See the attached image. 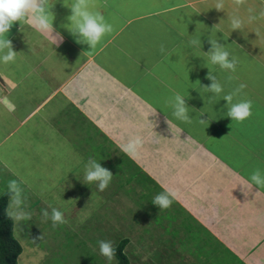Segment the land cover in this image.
Returning <instances> with one entry per match:
<instances>
[{
	"label": "crops",
	"instance_id": "obj_1",
	"mask_svg": "<svg viewBox=\"0 0 264 264\" xmlns=\"http://www.w3.org/2000/svg\"><path fill=\"white\" fill-rule=\"evenodd\" d=\"M72 3L50 0L54 29L63 37L58 44L55 32L43 35L25 22L8 34L17 56L0 63V197L9 194L6 212L14 211L11 180L18 182L28 214L30 203L32 209L46 206L44 196L58 204L60 192L84 195L72 203L73 213L90 207L87 192L96 183L77 190L74 177L94 157L83 150L94 135L103 143L98 147L116 157L113 163L133 170L130 176L119 172L126 183L110 198L117 207H133V224L122 236L129 264H264V188L248 182L254 169L264 171V0L239 7L226 0L224 11L214 9L215 0H93L92 10L114 27L93 50L69 31ZM232 15L245 18L240 31L231 32ZM249 16L255 19L247 22ZM197 38L201 47L186 48ZM209 38L238 58L234 73L209 62ZM209 69L224 94L247 85L233 102H253L249 119L227 117L223 94L208 102L211 94L202 87L211 84ZM175 93L186 98L190 124L176 120L166 103ZM134 134L144 137V145L131 157L122 148ZM164 191L175 197L160 210L152 202ZM79 210L81 220L69 216L68 225L74 223L94 261L116 264L99 253L100 240L93 238L100 233L81 230L91 215ZM12 220L21 247L17 264L27 263L38 247L48 256L33 235L23 238L29 219ZM104 222L107 227L106 216ZM99 238L108 239V232Z\"/></svg>",
	"mask_w": 264,
	"mask_h": 264
},
{
	"label": "clouds",
	"instance_id": "obj_2",
	"mask_svg": "<svg viewBox=\"0 0 264 264\" xmlns=\"http://www.w3.org/2000/svg\"><path fill=\"white\" fill-rule=\"evenodd\" d=\"M232 4L239 7L246 3V0H231ZM50 0H0V63L10 64L15 62L17 52L13 50V44L8 39V34L17 22H25L30 25L32 29L43 35H52L55 32V43L62 42V35L54 29V15L52 7H49ZM226 6V0H215L214 9L217 11H224ZM95 7L93 0H73L70 7L71 15L69 19V30L71 34L76 38V42L79 44H86L91 50L95 49L102 39L111 34L114 31V27L109 23L105 16L100 11H93ZM261 17H264V12L260 13ZM255 17L249 16L247 22H252ZM227 22L230 25L232 31H240L245 24V18L240 15H232L228 17ZM218 27L215 26L214 28ZM213 28V29H214ZM211 45L210 50L204 53L209 62L212 65H218L220 69L234 73L237 70L239 60L236 56H232L229 51L226 50V46L220 44L217 39L209 38ZM201 45V39H192L188 42L186 48H193ZM161 53L165 52L163 45L160 47ZM210 70V69H209ZM211 81L210 86H201L209 94L207 100L209 103H215L217 97L223 94V100L227 102L226 116L232 121L243 122L252 116L253 102L251 100H240L239 102H233L234 97L246 88V84L241 83L238 87L227 94H224V87L217 79V76L210 70L207 77ZM233 77L230 75L229 79ZM166 103L172 108V115L176 120L185 123H191L192 118L189 114V107L186 103V98L180 94L175 93L170 97ZM203 115V114H202ZM167 123L169 124L168 118ZM199 123L208 125V121L199 119ZM144 145V137L140 134L131 135L124 144L122 151L131 157H135L140 154ZM113 174L110 170L106 169L94 159H89L85 164L84 180L87 183L95 182L100 192H103L111 183ZM250 184L257 188H264V171L260 168H256L252 171ZM8 189L11 194V204L9 207L14 206V211L7 213L11 219L19 222L24 219H30L24 208L23 200L21 197V188L16 180L8 182ZM175 197V193L164 191L158 193L153 198V204L160 210L168 209ZM45 219H51L52 226L66 224L67 221L64 218V213L58 208H51V213L48 210H44L42 213ZM40 237L39 239H41ZM99 247V253L105 257L108 261L115 259L116 250L113 247V242L110 240L97 241Z\"/></svg>",
	"mask_w": 264,
	"mask_h": 264
},
{
	"label": "rangeland",
	"instance_id": "obj_3",
	"mask_svg": "<svg viewBox=\"0 0 264 264\" xmlns=\"http://www.w3.org/2000/svg\"><path fill=\"white\" fill-rule=\"evenodd\" d=\"M90 137L91 142L85 144L83 150H92L94 157L91 159L96 160L97 162L101 163L103 167L110 170L113 174V179L109 186L103 191L100 192L97 188V184L93 182L92 190L87 192V194H91L92 201L89 202V205L83 207H77L75 208L76 211L73 213V202L75 200H84V195L81 197L76 194H70L68 197L63 196V194L60 192L58 200L59 203L51 202L50 199H48L46 196H44L40 200L45 203L46 206H33L32 209V203L31 205H28L26 208L29 209V211H33L32 214H30V219L23 221V238L28 237V235H33V240L40 245V247L44 246L48 250L49 254L48 256H43L42 253L39 251L38 248H35L34 252L32 254H28L25 259H27V263L25 264H99L100 260L94 259L96 258L93 253H91V249L86 247L84 245V238L79 237V234L77 235L76 231L77 229H74L73 225L74 223H71L68 225L62 224L58 225L56 227L52 226L51 219H45L42 215L44 210H48L49 213H51V208L55 207L60 209L64 213V218L68 222V217L73 216L75 219L81 220L82 215H80V210L87 211L91 215V219L84 225L82 224L83 231L85 233H88L89 231H93L96 233H100L97 235V238H93V240H101L99 237L103 236L105 234V231L108 232L109 238L106 240L110 241H117V244L123 240L122 236H126V234L130 230V225L133 224V219L135 216L132 213L131 206H121V205H115L114 200H110L111 196L116 193L115 190L116 187L125 184L126 182L122 180V174L119 172L121 171L126 172L128 176L132 173V167L131 166H121L116 165L114 162V159L116 157H112V153L109 152L110 157H107L108 151H104V146L99 148L101 144L103 143L97 139L96 136L91 135ZM85 138V137H82ZM87 139V137L85 138ZM82 139L80 140L78 137L75 141L76 149L80 150L83 147V144L81 143ZM82 144V147L80 146ZM108 154V155H109ZM91 155V154H90ZM116 161V160H115ZM82 168V167H81ZM79 171L75 174L74 180H75V188L77 190H84L86 181L84 180L85 171ZM72 177V175H71ZM124 187V185H123ZM70 191L69 193H71ZM81 192V191H80ZM122 192H125L122 191ZM83 193V192H81ZM48 199V200H47ZM109 203V205H105V203ZM136 201H134L135 203ZM136 204V203H135ZM35 210H38L39 216H35ZM126 210V212H124ZM119 211V212H118ZM30 213V212H29ZM121 214V216H119ZM135 215L137 213H134ZM107 217V227H105L104 217ZM122 221V222H121ZM131 221V222H130ZM72 222V220H70ZM19 234L17 233V236ZM72 235L74 237H72ZM42 237L41 239H39ZM52 239L53 243L47 244L46 242L48 240ZM117 244H115L113 247H115ZM25 245V244H23ZM19 264H23L22 261Z\"/></svg>",
	"mask_w": 264,
	"mask_h": 264
},
{
	"label": "trees",
	"instance_id": "obj_4",
	"mask_svg": "<svg viewBox=\"0 0 264 264\" xmlns=\"http://www.w3.org/2000/svg\"><path fill=\"white\" fill-rule=\"evenodd\" d=\"M9 194L0 197V264H17L21 253L19 242L13 236V220L6 212ZM127 240H121L114 248L116 264H129L124 254Z\"/></svg>",
	"mask_w": 264,
	"mask_h": 264
}]
</instances>
